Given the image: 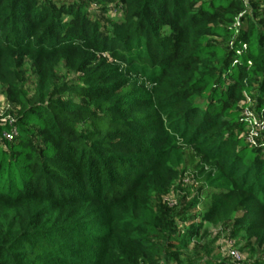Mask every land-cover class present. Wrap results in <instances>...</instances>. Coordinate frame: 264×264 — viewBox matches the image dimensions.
<instances>
[{
  "label": "trees",
  "instance_id": "16d2710c",
  "mask_svg": "<svg viewBox=\"0 0 264 264\" xmlns=\"http://www.w3.org/2000/svg\"><path fill=\"white\" fill-rule=\"evenodd\" d=\"M0 84V264H182L205 223L264 247V148L234 133L264 115V0H0ZM188 173L178 230L153 198Z\"/></svg>",
  "mask_w": 264,
  "mask_h": 264
},
{
  "label": "rangeland",
  "instance_id": "374dc122",
  "mask_svg": "<svg viewBox=\"0 0 264 264\" xmlns=\"http://www.w3.org/2000/svg\"><path fill=\"white\" fill-rule=\"evenodd\" d=\"M249 5V0H244ZM89 14L98 16L101 20L108 21L116 16L121 10L120 5L115 2H109L104 5L97 3L87 4ZM106 8V12L102 9ZM249 15L253 16L252 10L248 9ZM257 14V16H259ZM258 18V17H257ZM211 42L225 45L227 41L220 37H211ZM63 66L58 71V82H62L72 78ZM34 74L29 64L23 67V79L26 82V87L30 92L34 88ZM243 103V102H242ZM252 101L242 110L248 114L252 123L245 126L242 130H235V134L242 136L252 146H260L264 148V127L258 128L256 123L264 122V115L251 113L249 110ZM16 108L10 104L5 94V88L0 84V121H6L8 115L14 113ZM264 124V123H263ZM199 192L198 184L192 179L188 173L173 181L167 190L162 194L153 198L154 211L158 213L165 224L174 223L178 230L185 228H196L197 221L192 217L195 213L201 210L199 205H190L191 199ZM172 235L166 233L164 237H158L155 241L157 245H162L163 248H170L169 240ZM175 238V236L173 235ZM171 238L174 240V238ZM172 251H179L175 245H172ZM171 250V249H170ZM233 253V254H232ZM182 264H257L264 263V247L258 246L253 240L246 239L245 233L240 227L233 224H224L213 226L205 223L199 229L198 237L191 240L181 255ZM139 264H174L167 263L163 256L151 254V258L140 261Z\"/></svg>",
  "mask_w": 264,
  "mask_h": 264
},
{
  "label": "built area",
  "instance_id": "2783aa9c",
  "mask_svg": "<svg viewBox=\"0 0 264 264\" xmlns=\"http://www.w3.org/2000/svg\"><path fill=\"white\" fill-rule=\"evenodd\" d=\"M258 128H262V127H264L263 126V123H256L255 124ZM4 136L6 137V138H9L10 137V135H9V133H4ZM233 254V253H232Z\"/></svg>",
  "mask_w": 264,
  "mask_h": 264
}]
</instances>
